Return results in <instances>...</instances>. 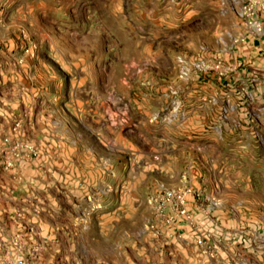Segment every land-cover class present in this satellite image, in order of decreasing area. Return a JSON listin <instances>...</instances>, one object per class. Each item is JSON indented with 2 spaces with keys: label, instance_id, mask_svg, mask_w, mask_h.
<instances>
[{
  "label": "rangeland",
  "instance_id": "1",
  "mask_svg": "<svg viewBox=\"0 0 264 264\" xmlns=\"http://www.w3.org/2000/svg\"><path fill=\"white\" fill-rule=\"evenodd\" d=\"M259 2L0 0V264H264Z\"/></svg>",
  "mask_w": 264,
  "mask_h": 264
},
{
  "label": "built area",
  "instance_id": "2",
  "mask_svg": "<svg viewBox=\"0 0 264 264\" xmlns=\"http://www.w3.org/2000/svg\"><path fill=\"white\" fill-rule=\"evenodd\" d=\"M252 5H257L259 4L260 0H249ZM259 28H257L259 31H263L264 30V26L262 27V24H259L258 26ZM187 195L188 192H168L165 195V202L167 204H172L174 206H176L178 212L181 215H186L187 214V208H186V200H187Z\"/></svg>",
  "mask_w": 264,
  "mask_h": 264
},
{
  "label": "crops",
  "instance_id": "3",
  "mask_svg": "<svg viewBox=\"0 0 264 264\" xmlns=\"http://www.w3.org/2000/svg\"><path fill=\"white\" fill-rule=\"evenodd\" d=\"M9 5H11V4H9ZM261 37H262V42H259L258 45H256V41H254V43L249 44L250 50L248 52L252 57L258 58L261 55V58L264 61V33Z\"/></svg>",
  "mask_w": 264,
  "mask_h": 264
}]
</instances>
